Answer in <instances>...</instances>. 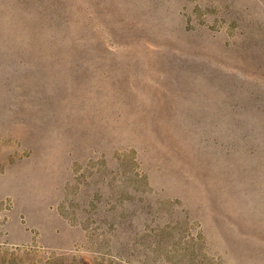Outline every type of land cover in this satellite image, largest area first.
Segmentation results:
<instances>
[{
  "label": "rangeland",
  "instance_id": "374dc122",
  "mask_svg": "<svg viewBox=\"0 0 264 264\" xmlns=\"http://www.w3.org/2000/svg\"><path fill=\"white\" fill-rule=\"evenodd\" d=\"M0 264H264V0H0Z\"/></svg>",
  "mask_w": 264,
  "mask_h": 264
}]
</instances>
